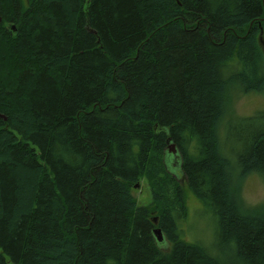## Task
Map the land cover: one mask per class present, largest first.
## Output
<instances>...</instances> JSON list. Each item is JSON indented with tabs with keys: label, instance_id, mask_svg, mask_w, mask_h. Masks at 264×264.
<instances>
[{
	"label": "trees",
	"instance_id": "obj_1",
	"mask_svg": "<svg viewBox=\"0 0 264 264\" xmlns=\"http://www.w3.org/2000/svg\"><path fill=\"white\" fill-rule=\"evenodd\" d=\"M259 42L264 0H0V264H264L237 197L264 109L219 140L230 93L264 96ZM186 191L214 243L186 240Z\"/></svg>",
	"mask_w": 264,
	"mask_h": 264
},
{
	"label": "rangeland",
	"instance_id": "obj_2",
	"mask_svg": "<svg viewBox=\"0 0 264 264\" xmlns=\"http://www.w3.org/2000/svg\"><path fill=\"white\" fill-rule=\"evenodd\" d=\"M260 41L262 42V40ZM259 44L264 58V46L260 42ZM262 109H264V96L259 94L243 95L230 93L227 100L225 121L222 122L219 127L220 148L226 156H229V149L227 148L226 150L224 146H228L229 148L231 146L232 151L238 148V146L234 145V134L230 133L228 135L226 124L234 118L252 116ZM179 171L180 170H177L176 173H179ZM131 195L137 206H149L152 203L149 187L144 179L140 180L138 186L133 187ZM185 196L189 224L193 225L192 230L188 231L185 235L186 240L191 241L199 239L202 240L203 243H214V221L209 215L200 214L201 212H204L202 211L203 208L200 207L196 198L189 191L185 192ZM237 197L242 204L243 209L248 213H252V211L258 209L264 204V181L254 174L246 176L238 186Z\"/></svg>",
	"mask_w": 264,
	"mask_h": 264
},
{
	"label": "water",
	"instance_id": "obj_3",
	"mask_svg": "<svg viewBox=\"0 0 264 264\" xmlns=\"http://www.w3.org/2000/svg\"><path fill=\"white\" fill-rule=\"evenodd\" d=\"M11 28H12V31H14V27L12 26ZM167 144H168V153L170 155H172V157L174 158V160H177L179 157L177 155V152H176V149H175L174 145L170 143V140H167ZM136 186H138V185H136ZM153 234H154V236H155V238H156V240L158 242H162L163 241L162 233H161V230L160 229H155L153 231Z\"/></svg>",
	"mask_w": 264,
	"mask_h": 264
}]
</instances>
